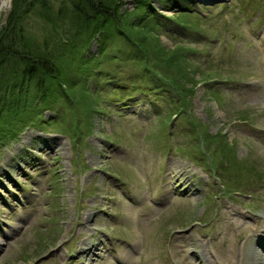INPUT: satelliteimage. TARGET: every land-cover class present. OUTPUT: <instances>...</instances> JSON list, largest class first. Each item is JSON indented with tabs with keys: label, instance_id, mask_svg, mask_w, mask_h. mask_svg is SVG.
Instances as JSON below:
<instances>
[{
	"label": "rangeland",
	"instance_id": "374dc122",
	"mask_svg": "<svg viewBox=\"0 0 264 264\" xmlns=\"http://www.w3.org/2000/svg\"><path fill=\"white\" fill-rule=\"evenodd\" d=\"M185 2L151 0L169 18L144 29L176 53L161 62L173 78H194L185 98L109 61L112 79L80 90L97 110L58 103L2 138L0 264H196L192 243L233 264L264 228V0ZM84 239L95 254H79Z\"/></svg>",
	"mask_w": 264,
	"mask_h": 264
},
{
	"label": "trees",
	"instance_id": "16d2710c",
	"mask_svg": "<svg viewBox=\"0 0 264 264\" xmlns=\"http://www.w3.org/2000/svg\"><path fill=\"white\" fill-rule=\"evenodd\" d=\"M158 1L164 9L187 7L186 0ZM171 1L173 7L167 3ZM132 3L133 8L126 7V0H12L6 22L0 26V143L26 122L39 124L33 117L47 107L56 109L58 103H76L77 110L80 106L87 115L97 110L94 95L86 93L90 90L87 80L112 79L102 72L109 61L132 62L142 69L140 77L154 72V87L171 86L185 98L182 86L194 78H184L183 67L179 70L183 80L173 78L161 62L167 54L175 61L176 53L156 40L148 42L144 31L150 25L161 26V17L169 16L157 13L151 0ZM119 41L128 50H109ZM94 42L99 49L96 55L90 50ZM135 83L134 78L130 80V85Z\"/></svg>",
	"mask_w": 264,
	"mask_h": 264
},
{
	"label": "bare ground",
	"instance_id": "6f19581e",
	"mask_svg": "<svg viewBox=\"0 0 264 264\" xmlns=\"http://www.w3.org/2000/svg\"><path fill=\"white\" fill-rule=\"evenodd\" d=\"M10 2L11 0H0V17L5 11H7ZM58 145H61V142L58 141L57 144L52 147L54 149H58ZM176 170L178 173L180 171L179 167L178 168L176 167ZM184 171H186L188 174L190 172V170H184ZM184 189L185 191L188 192L193 188L189 185L187 187L184 186ZM238 211L239 210L235 211V213H237ZM240 213L241 212H238V214ZM90 217H92V213L85 214L84 219L81 221L82 226H88L89 223L87 222V220ZM253 236L254 237L252 239L251 238L245 239V241H243L241 245L238 246V249L235 250L233 256L234 258L233 264H264V228H261L259 231H256V233H254ZM2 242L3 240L0 239V244ZM192 244L193 245L191 249L194 250V256H195L194 260L196 264H218L217 259H213L209 257L207 249L204 247L203 243L201 245L199 244L197 245V243H192ZM96 248H98V245H95L94 243H90L87 239H84V241L82 240L79 243L77 251L79 252V254H81V256H85V255L87 256V255L95 254ZM92 257L93 256H90L88 258H92Z\"/></svg>",
	"mask_w": 264,
	"mask_h": 264
}]
</instances>
